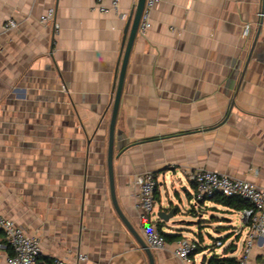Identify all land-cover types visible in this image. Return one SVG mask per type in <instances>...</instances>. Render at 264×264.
I'll list each match as a JSON object with an SVG mask.
<instances>
[{
  "label": "crops",
  "instance_id": "1",
  "mask_svg": "<svg viewBox=\"0 0 264 264\" xmlns=\"http://www.w3.org/2000/svg\"><path fill=\"white\" fill-rule=\"evenodd\" d=\"M96 4L0 0V24L18 23L0 34V215L39 237L43 264L54 257L150 264L114 206L108 170L109 124L134 4L121 0L108 12ZM49 7L54 17L41 22ZM263 12L264 0H160L129 55L116 122L117 202L144 238L135 180L152 172L157 225L202 243L192 264H207V247L220 238L223 246L212 252L238 259L247 229L240 211L215 198L196 202L189 171L204 167L264 188ZM171 207L175 215L160 220L157 212ZM179 238L160 249L146 242L154 264H186L173 252ZM11 253L0 232V264H10ZM263 258L264 238L249 264Z\"/></svg>",
  "mask_w": 264,
  "mask_h": 264
},
{
  "label": "built area",
  "instance_id": "2",
  "mask_svg": "<svg viewBox=\"0 0 264 264\" xmlns=\"http://www.w3.org/2000/svg\"><path fill=\"white\" fill-rule=\"evenodd\" d=\"M96 7L102 12L118 11L121 0H111L107 6L102 0H96ZM135 5L138 0H131ZM160 0H146L141 16L139 30L145 34L152 26V11ZM122 17L125 14L119 12ZM55 15V8L49 7L40 15V21L46 22ZM264 16V12L262 13ZM18 25L17 21L10 19L0 24V34ZM248 31V26L245 32ZM189 179L195 184V201L213 199L217 194L226 196H241L250 202V206L240 211L242 227L247 229L243 250L234 264H249L252 251L257 242L264 238V188L253 181L237 178L216 170L199 167L189 171ZM138 187L135 207L138 211L142 234L146 242L153 248H163L167 244L166 237L159 231L155 221L156 205L155 188L157 180L155 175L148 171L136 176ZM0 229L5 233L7 244L12 253L8 255L10 264H43L40 261L41 241L35 235H29L16 221L0 215ZM214 247H221V240L213 242ZM197 241L190 237H181L176 241L174 254L186 264H192V256L197 250ZM213 247V248H214ZM210 248L213 254L214 249ZM86 256H80L85 259ZM44 264H77L61 257H54Z\"/></svg>",
  "mask_w": 264,
  "mask_h": 264
},
{
  "label": "water",
  "instance_id": "3",
  "mask_svg": "<svg viewBox=\"0 0 264 264\" xmlns=\"http://www.w3.org/2000/svg\"><path fill=\"white\" fill-rule=\"evenodd\" d=\"M145 2L146 0L137 1V4L135 5L132 13L130 14L127 20L125 30H124V37H123V42H122L124 52H123V58H122L119 75L117 78L116 93H115V97L113 100L112 115H111L110 124H109L108 170H109V178H110L111 196L113 199L114 206L118 214L120 215V217L125 222V224L132 231V233L135 235V237L137 238L141 246L147 252L150 264H154L153 255H152L149 245L146 243L144 238L137 232V230L133 227V225L128 221V219L125 217L124 213L121 211L119 207V204L117 202L116 193H115V183H114V175H113V160L115 156L114 155L115 139H117L116 122H117V116H118V111H119V104L121 100V94L123 90V84H124L129 55L131 52L133 42L139 30V24H140L141 16H142L143 9L145 6ZM123 144H124V141H123ZM175 213H176V208L171 207L169 211L159 210L157 212V216L160 220L168 222L175 215Z\"/></svg>",
  "mask_w": 264,
  "mask_h": 264
},
{
  "label": "trees",
  "instance_id": "4",
  "mask_svg": "<svg viewBox=\"0 0 264 264\" xmlns=\"http://www.w3.org/2000/svg\"><path fill=\"white\" fill-rule=\"evenodd\" d=\"M157 194H158V186H156V188H155V198L156 199L158 198ZM214 198L216 199L217 202L223 204L224 206L233 208V209L238 210V211H241V210L250 206V202L248 200L242 198L241 196H226V195H222V194H217ZM157 226H158L159 231L166 237L167 241H173V240L180 237L178 234L165 233L162 230L160 221H159ZM0 232H3V231L0 229ZM216 240H221L222 243L224 244V241L222 238L215 239L214 242ZM195 241H197V244H198L197 250H196V252H197V251L201 250L200 248L202 246V243L200 242V239H195ZM1 242H4V241L2 240ZM214 246L215 245L212 244L211 246H208L207 248H209V247L211 248ZM8 250H10V248H8ZM236 261H237V259L235 257H228V256L223 257L221 255L213 253V254H211L207 264H234V263H236ZM263 263H264V258H263Z\"/></svg>",
  "mask_w": 264,
  "mask_h": 264
},
{
  "label": "rangeland",
  "instance_id": "5",
  "mask_svg": "<svg viewBox=\"0 0 264 264\" xmlns=\"http://www.w3.org/2000/svg\"><path fill=\"white\" fill-rule=\"evenodd\" d=\"M170 190H171V189H170ZM244 242H245V240H242V239H241V241H240L239 244L243 246V245H244ZM204 253H206V251L199 252L198 254L202 255V254H204Z\"/></svg>",
  "mask_w": 264,
  "mask_h": 264
}]
</instances>
